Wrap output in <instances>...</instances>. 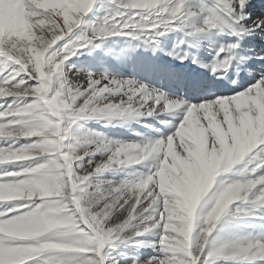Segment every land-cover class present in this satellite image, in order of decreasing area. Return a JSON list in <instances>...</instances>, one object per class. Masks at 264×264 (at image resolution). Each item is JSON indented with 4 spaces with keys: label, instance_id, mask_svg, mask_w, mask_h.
Segmentation results:
<instances>
[{
    "label": "snow or ice",
    "instance_id": "1",
    "mask_svg": "<svg viewBox=\"0 0 264 264\" xmlns=\"http://www.w3.org/2000/svg\"><path fill=\"white\" fill-rule=\"evenodd\" d=\"M97 2L0 0V57L20 66L0 80V101L34 98L16 107L15 100L7 108L0 103V264H32L37 258L41 264H118L105 248L132 239L126 231L146 221L134 236L155 233L159 240L147 246L159 254L142 264L264 261V238L214 235L236 202L264 209V71L250 86L231 80L230 95L195 104L169 98L142 81L97 76L68 64L94 40L114 35L129 36L156 51L158 37L182 31L190 17L202 16V23L191 25L192 31L168 55L191 60L222 81L227 72L220 69L252 59L240 55L241 42L264 33V17L252 19L253 0H212L198 11L190 0H108L115 15H105L103 26L93 28L91 36L73 38ZM214 29L238 39L220 45L211 62L177 51L189 38L199 40ZM256 60L264 62V55ZM29 80L37 83L25 88ZM182 107L186 116L167 137L113 141L88 131L75 144L66 143L80 120L96 117L124 124ZM92 144L94 150L80 148ZM94 152L109 155L85 163ZM149 158L157 160L155 172L90 190L98 174ZM37 160L41 162L26 163ZM241 162L255 165L245 169L251 176L238 171V178L217 182ZM241 214L264 220V213L237 206L234 215Z\"/></svg>",
    "mask_w": 264,
    "mask_h": 264
},
{
    "label": "rangeland",
    "instance_id": "2",
    "mask_svg": "<svg viewBox=\"0 0 264 264\" xmlns=\"http://www.w3.org/2000/svg\"><path fill=\"white\" fill-rule=\"evenodd\" d=\"M212 0H190V4L194 11H198L201 7L211 4ZM256 9V6L250 7L249 11L253 13V10ZM117 11L116 7L109 4L108 0H98V2L94 5V8L91 12L87 13L83 17V21L80 26H78L75 30L73 38L76 36L88 33L89 36L92 35V29H99L103 26V17L107 14L115 15ZM119 19V17H117ZM203 21L202 16H192L186 22L187 27H184L183 30H173L168 31L165 36L158 37L159 48L156 51H153L149 47H145L141 45V41H136L131 39L126 35L119 36H109L106 38L96 39L93 41L91 45H88L85 48H82L80 52L71 58L68 64L75 65L76 68L83 69L85 72H91L96 74L97 76L108 74L110 77H115L122 80L135 79L137 81H142L144 84L153 87L151 82L147 77L153 78V74L157 72L159 69V60L161 62L160 57L164 58L163 61L167 62L168 69H172L173 73H168L171 76V80L176 77H180L184 72L187 73L192 72L194 74V81H202L203 78H206L210 81L211 87L209 88L211 91L217 87H223L225 89L229 88L228 85L224 83H215L214 75L211 71L201 68L198 64H193L191 60L184 61V68L177 69V61L178 59L173 58L168 55V52L172 51L180 39L184 38L185 32L192 31L191 25H199ZM177 24L179 22H176ZM137 32L140 30L137 29ZM2 32V29H0ZM216 39H213V30L211 33L203 36L199 40H195L192 38L188 39V42L181 45L180 51L188 52L191 55L197 57L199 60L209 63L211 62L218 50V45L215 44ZM226 53H222L221 57L225 56ZM262 55V52H261ZM260 56V55H259ZM243 67L241 69H245L246 66L242 64ZM19 65H16L14 62L7 61L6 58L0 57V72L4 75L0 76V80H3L5 77L11 75L14 70L19 69ZM164 68V67H163ZM165 68V70L167 69ZM164 70V71H165ZM230 68L220 69L221 73L227 72L229 74V80H234L235 77L232 76V72H230ZM246 70V69H245ZM146 74L147 76H143ZM74 79H80V77H74ZM259 79V76H258ZM19 80V77H17ZM155 81V80H153ZM229 81V82H230ZM256 80L255 82H257ZM254 82V83H255ZM15 83V81H14ZM37 83L35 80H29L25 88L30 86H34ZM242 84V83H241ZM244 85V84H243ZM244 87H247L246 85ZM214 92V91H213ZM109 95V94H105ZM226 95V94H223ZM221 96L213 95L209 99H202L200 102L195 103L199 104L201 102H210L212 99L218 98ZM169 97V96H168ZM175 99L176 97H169ZM34 99L33 97H9L7 98V103L0 101V103L4 104V107L7 108L8 105L12 104L13 100L17 103L13 105V107L19 106L20 104H26L30 100ZM100 99V98H98ZM164 102H161V107H163ZM178 108L172 109L170 112H162L158 116L153 117H142L137 120H132L128 123L121 124L117 120H112L109 122L107 119H100L96 117L84 119L78 121L75 126L73 134L70 136L69 140L66 143L77 142V137L82 135L84 132L95 131L103 134L109 140L113 141H135L140 143H145L150 140H156L154 131L155 127L164 122L169 125L173 122H176L171 127H174L173 130L169 132H174L177 130L178 125L182 123L183 118L186 116V108L182 107L181 112L182 115L175 114V111ZM160 112V109L157 110ZM176 121H174L173 119ZM168 132V135H170ZM90 139L95 140L96 137H90ZM27 141L21 140L20 143H26ZM81 149H95V144L92 145H80ZM109 155V153L99 152L92 155H89L84 158V162L87 161H100L101 159H105ZM41 161H31L26 163H39ZM157 164V160H146L142 161L140 164H134L130 166H115L112 169L106 170L101 174H98L96 177H93L90 182V190L94 191L97 185H100L103 188H107L109 186H114L119 184V182L124 179H138L139 172L144 170V172H155L156 168L154 165ZM254 164H246V162H241L239 165H236L231 173L222 174L217 178V182L224 179H236L238 178L237 173L244 172L246 177L251 176L250 171H246L245 169H251L254 167ZM2 167V166H0ZM9 169L16 167V165H7ZM3 168H0V171H3ZM215 187V186H214ZM251 199V198H250ZM237 206L243 208L246 212L255 213L257 215L264 213V209H256L251 203H245L243 201L236 202L229 210V213L226 215L224 220L222 221L221 226L218 227L217 231L214 235L219 236L222 239H230L233 237H245V236H253V237H261L264 238V220L256 219L253 215H243L237 218L234 213ZM149 222H145L144 224L139 225V228H130L126 231L125 236L132 237L130 240H125L118 244V247L115 249H111L109 247L105 248V252H110L114 261H117L118 264H142L143 261L149 259L152 256L158 255L152 247H148L147 244L150 242L158 241L159 236L152 234H146L144 236H134V233L137 230H143V228ZM221 228L223 230H221ZM199 231V229H197ZM32 264H41V258L35 259ZM219 264H264V261H219Z\"/></svg>",
    "mask_w": 264,
    "mask_h": 264
},
{
    "label": "bare ground",
    "instance_id": "3",
    "mask_svg": "<svg viewBox=\"0 0 264 264\" xmlns=\"http://www.w3.org/2000/svg\"><path fill=\"white\" fill-rule=\"evenodd\" d=\"M256 6V9L253 10L252 13V19L255 20L256 17H264V14L261 13L259 10L261 6L264 5V1L262 0H253V4L251 7ZM213 39L215 40V44H217L218 46L220 45H229L233 42H235L238 38L236 36L227 34V33H221L219 32V30H213ZM242 43V48L240 50V55L244 56V57H252V59L247 60L244 63H241L239 60H235L233 61L232 65H231V69L232 71H236L238 70L242 64H244V66H246L248 68V71H246V75H245V79L248 83L253 84L256 80H258V73L256 75H254L252 69H255L256 71L259 70H264V62H260L256 60V57L259 56V52L264 48V33H257L256 35H252V36H246L244 38V40L241 42ZM245 47H247L246 49H244ZM161 62L159 60V69H163L167 68V62H164L165 59L162 57H160ZM164 59V61H163ZM181 64V61L180 63ZM184 66V65H183ZM168 69V68H167ZM173 69V67H172ZM171 69V70H172ZM190 74V73H189ZM187 75V78H191L193 75ZM143 76H146V74H144ZM250 77V78H249ZM152 81L155 85H158L157 83L159 81H161V87L160 89H163L164 91H168L169 89H173L175 92V94L177 95L179 92H177V89H174L169 81H165L167 79L163 78V72L160 73H156L155 77L152 78ZM169 83V84H166ZM208 84V82L206 81H201L199 84H197L200 88L204 89L205 87L203 85ZM194 87V86H193ZM155 88H158L157 86H155ZM228 91H217L216 93H220V94H226ZM178 110V109H177Z\"/></svg>",
    "mask_w": 264,
    "mask_h": 264
},
{
    "label": "crops",
    "instance_id": "4",
    "mask_svg": "<svg viewBox=\"0 0 264 264\" xmlns=\"http://www.w3.org/2000/svg\"><path fill=\"white\" fill-rule=\"evenodd\" d=\"M171 133H173V132H169V134H171ZM162 136L167 137V136H168V133H165V134L162 135ZM148 160H156V159H154V158H149Z\"/></svg>",
    "mask_w": 264,
    "mask_h": 264
}]
</instances>
